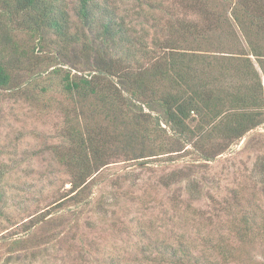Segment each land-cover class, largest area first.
<instances>
[{
  "label": "trees",
  "instance_id": "trees-1",
  "mask_svg": "<svg viewBox=\"0 0 264 264\" xmlns=\"http://www.w3.org/2000/svg\"><path fill=\"white\" fill-rule=\"evenodd\" d=\"M107 2L77 0L75 20L67 0H0V89L62 113L63 142L54 153L71 183L54 211L6 242L13 252L58 239L65 220L56 209L66 199L86 204L97 174L118 159L144 164L193 150L195 160L212 161L254 131L251 141L262 152L253 168L264 191V136L255 132L264 125V0H180L196 18L171 19L164 35L150 40ZM18 31L27 38L18 40ZM192 168L167 178L174 198L185 193V181L194 186L190 193L197 190ZM258 201L234 190L205 217L217 233L202 236L203 254L192 253L195 243H179L164 246L158 259L242 262L246 244L264 241Z\"/></svg>",
  "mask_w": 264,
  "mask_h": 264
},
{
  "label": "rangeland",
  "instance_id": "rangeland-1",
  "mask_svg": "<svg viewBox=\"0 0 264 264\" xmlns=\"http://www.w3.org/2000/svg\"><path fill=\"white\" fill-rule=\"evenodd\" d=\"M67 1L76 20L77 0ZM107 1L132 28L150 34L149 40L155 34L163 36L171 19L196 18L180 0ZM17 33L18 40L27 38L24 32ZM63 123L58 109H42L0 89V264H166L158 259L164 246L172 250L179 243H195L198 248L192 253L203 254L202 236L217 233L204 223L205 217L234 190L245 198L254 193L264 208V191L253 168L262 151L256 147L257 140L251 141L252 131L212 161L195 160L192 150L158 156L144 164L112 162L97 174L86 204L66 199L56 209H61L58 214L65 220L58 239L45 247L13 252L6 242L21 235L29 220L52 211L53 202L69 193L70 175L54 153V146L63 142ZM258 131L264 136V125ZM190 166L199 190L190 193L194 186L185 181L181 188L185 193L174 198L176 186L166 187L165 182L171 172L177 175ZM244 251L242 262L229 264H245L249 257L264 260V241L252 240Z\"/></svg>",
  "mask_w": 264,
  "mask_h": 264
}]
</instances>
